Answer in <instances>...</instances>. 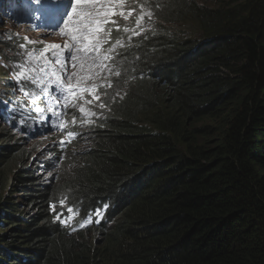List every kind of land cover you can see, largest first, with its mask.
Wrapping results in <instances>:
<instances>
[{
    "label": "trees",
    "instance_id": "1",
    "mask_svg": "<svg viewBox=\"0 0 264 264\" xmlns=\"http://www.w3.org/2000/svg\"><path fill=\"white\" fill-rule=\"evenodd\" d=\"M3 1L0 27L17 11ZM209 1L157 0L148 30L118 33L121 75L83 132L95 175L65 181L75 227L51 221L53 187L0 146V264H264V0ZM8 38L0 102L22 54Z\"/></svg>",
    "mask_w": 264,
    "mask_h": 264
},
{
    "label": "snow or ice",
    "instance_id": "2",
    "mask_svg": "<svg viewBox=\"0 0 264 264\" xmlns=\"http://www.w3.org/2000/svg\"><path fill=\"white\" fill-rule=\"evenodd\" d=\"M36 3L40 4L41 0H36ZM148 3L149 0L139 3L137 10L136 7L126 6V0H68L56 30L65 38V44L46 45L40 50L26 51L25 62L14 65V69H19L12 73L15 78L14 86L23 91L20 81H28L39 89L45 100V107L35 106L34 111L42 115L48 111L52 116L58 117L59 121H63L65 112L58 110L66 111L68 107H72L81 114L82 124L95 123L92 117H99L101 113L86 106L108 109V89L114 87L112 77L121 75L116 49L124 46L123 37L112 41L111 33L122 31L128 34V41L131 42L132 36L148 30L145 17L149 22L153 19ZM133 13L137 14L134 26H130L126 22L133 17ZM121 21L125 23L121 24ZM27 43L36 42L28 40ZM106 44L108 47H105ZM19 47L26 49V44H20ZM29 94L35 104L36 93ZM115 94L119 95V92ZM47 119L49 117H44V120ZM71 123L76 124L75 116ZM53 126L62 130L61 123H54ZM77 135V132H66L69 142ZM60 144L63 145L64 140ZM64 204L65 201L61 200L62 208ZM51 209L55 213L57 206L53 204ZM73 211L72 207L67 208V212ZM62 215V211L57 213L56 219L66 224L67 219L61 220ZM96 215L100 216L101 212L97 211Z\"/></svg>",
    "mask_w": 264,
    "mask_h": 264
},
{
    "label": "bare ground",
    "instance_id": "3",
    "mask_svg": "<svg viewBox=\"0 0 264 264\" xmlns=\"http://www.w3.org/2000/svg\"><path fill=\"white\" fill-rule=\"evenodd\" d=\"M5 1V0H4ZM4 1L2 3H4ZM12 1V0H7ZM16 4V10L13 14L18 18L14 21L13 18L5 23V31L11 30L12 28L6 25L12 21L15 25L17 32L22 31L23 27L35 32L36 36L46 38L54 41L57 38V42L60 45H64L62 40H65L56 30L59 24L61 13L65 10L66 1L58 0H41L40 4L36 3V0H13ZM27 3V4H26ZM1 5V3H0ZM10 9L7 8L6 12L9 13ZM11 15V14H10ZM2 28V26H1ZM28 33L29 32H23ZM119 32L113 31L111 33L112 40L114 41ZM15 44L21 53L25 52L26 49L20 48V44H26L25 42H19L20 39L13 37ZM55 44V43H54ZM107 45V44H106ZM1 60V59H0ZM2 61V60H1ZM9 67L5 74V82L10 83L9 91L5 94V100L0 102L3 108L2 116L5 117L3 121V127L11 130L12 140L5 144H0L5 148L10 145H17L20 149L21 156L23 157L22 165H24V172L33 174L34 178L40 176L38 180L43 187H53L54 192L53 199L48 202V212L51 221L58 223L62 226L75 227L76 219L81 212V206L83 201L72 199L71 196L76 190L80 179L86 174H92V168L86 169V161H83V156L87 151L86 148L89 146V142L85 134H83L78 128L71 125L66 115L63 116V121H59L58 117L52 116L51 112L45 111L43 115L34 111L35 106L45 107V100L41 97L39 89L32 85L28 81H20L23 85L24 90L21 91L15 87V78L12 75L13 71H19L14 69V65ZM3 61L0 62V73L4 72ZM7 84V83H6ZM35 92L37 99L35 104L32 102V97L29 93ZM4 94L1 93L0 97ZM58 111L65 112L64 109ZM18 116V118H16ZM44 117L49 119L44 120ZM54 123H61L62 130L54 127ZM33 130L35 134H31ZM72 131L77 132L75 138L71 139L66 136V132ZM21 134L23 136H18ZM83 134L82 142L80 141V135ZM35 137L40 139L39 143H34ZM64 140V144L61 145L60 141ZM8 144V145H7ZM46 163V164H45ZM52 164V169L49 171V165ZM21 165V166H22ZM95 175V174H94ZM65 181H71V185L65 183ZM86 183V182H85ZM37 186H39L37 184ZM9 191V189H8ZM64 200L65 204L63 208L60 205V201ZM57 206V211L54 213L51 209V205ZM72 207L74 211L72 213L67 212V208ZM63 212L61 220L67 219V223H61L60 220L56 219V215L59 212ZM85 209L83 210V213ZM82 215L78 218L80 219ZM71 217V219H68Z\"/></svg>",
    "mask_w": 264,
    "mask_h": 264
},
{
    "label": "rangeland",
    "instance_id": "4",
    "mask_svg": "<svg viewBox=\"0 0 264 264\" xmlns=\"http://www.w3.org/2000/svg\"><path fill=\"white\" fill-rule=\"evenodd\" d=\"M27 2V0H24V2ZM58 1H66V2H68V0H58ZM155 1H157V0H149V3H148V7H150ZM201 2L203 1V0H200ZM233 1H235V0H219V7L220 6H227V5H230ZM236 1H238V0H236ZM144 2V0H142V2H140L139 0H136V2L134 3L133 2V0H126V6H131V7H136L137 8V10H138V5H139V3H143ZM217 3L218 2H216V0H211V1H209L207 4L210 6V7H217ZM244 3H245V0H244ZM27 4V3H26ZM236 7H238V6H236ZM14 12H11V17L13 18V20L14 21H17L18 20V18L15 16V14H13ZM137 13H133V17H131L130 19H129V21L127 22L130 26H134V17H135V15H136ZM118 19V18H117ZM145 20H146V17H145ZM147 21V20H146ZM121 23L123 24V23H125L124 21H121ZM132 24V25H131ZM6 25H8V26H10L12 29L11 30H7V31H5V25H3L2 24V28L0 27V37L2 38V39H6V40H8L9 38L8 37H17L18 39H20L19 40V42H21V43H23V42H25L27 45V48L28 49H26V50H31V49H34L35 47V49H40V48H44L46 45H53L54 43H57V44H59L58 42H57V38L55 37L54 38V41H52V42H47L46 40H43V38L42 37H40V36H36L35 34V32H32V31H30V30H26L27 28H24L23 27V32H29V34L28 33H23L22 31H19V32H17L16 30H15V25L14 24H12V21H10V22H8ZM25 37L27 38V40H25ZM120 37H123V44H124V46L123 47H118L117 49H116V52H118L119 53V56H117L118 58H120V55L123 53V51H124V48H125V39H124V36H120ZM28 40H30V41H35L36 43H27V41ZM61 42H63L64 44H65V42H66V40H62ZM60 45V44H59ZM63 46V45H62ZM105 47H108V45H106ZM0 62H1V60H0ZM29 66H31V65H29ZM219 75H220V77L221 78H228V79H232L234 76L231 74V72H229V70H225V69H223V68H221L220 69V73H219ZM5 83H7L8 84V82H5ZM115 84H117L118 82L115 80V82H114ZM4 84V83H3ZM10 85V83L7 85V87ZM1 86H3L2 84L0 85V90H1ZM108 91H109V89H108ZM110 93V92H109ZM86 107H89V108H92L94 111H96V112H98V113H102L104 110H101V109H99V108H95L93 105H87ZM71 114L69 115V120H70V122L73 120V117L75 116V118H76V122H78L79 120H80V122H81V114L78 112V110L77 109H75V108H72L71 109ZM16 118H18V116L16 117ZM92 119L94 120L95 118L94 117H92ZM219 122H220V120H219ZM217 123V121H215V123L212 125L209 121L207 122V121H205L203 124H206V125H208V126H210V127H214L215 126V124ZM203 124H201V123H199L197 126L198 127H202L203 126ZM71 125L72 126H74L72 123H71ZM84 126H87V125H89L88 123H84L83 124ZM84 128V127H83ZM79 130H82V127H79ZM30 133L31 134H35L34 133V131L33 130H31L30 131ZM18 136H23V135H21V134H17ZM84 136V135H83ZM83 136H82V134L79 136L80 137V141H81V143L82 144H84V142H82V138H83ZM40 142V139L38 138V137H35V139H34V143H39ZM46 164V163H45ZM52 167V164L51 165H49V171H51V168Z\"/></svg>",
    "mask_w": 264,
    "mask_h": 264
},
{
    "label": "clouds",
    "instance_id": "5",
    "mask_svg": "<svg viewBox=\"0 0 264 264\" xmlns=\"http://www.w3.org/2000/svg\"><path fill=\"white\" fill-rule=\"evenodd\" d=\"M90 145V144H89Z\"/></svg>",
    "mask_w": 264,
    "mask_h": 264
}]
</instances>
